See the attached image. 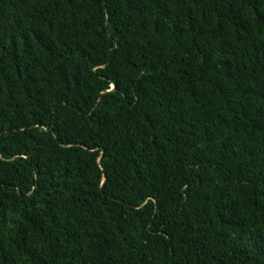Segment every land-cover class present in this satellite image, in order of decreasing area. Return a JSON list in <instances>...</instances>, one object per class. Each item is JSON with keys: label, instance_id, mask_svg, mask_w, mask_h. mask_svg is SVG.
I'll return each mask as SVG.
<instances>
[{"label": "trees", "instance_id": "1", "mask_svg": "<svg viewBox=\"0 0 264 264\" xmlns=\"http://www.w3.org/2000/svg\"><path fill=\"white\" fill-rule=\"evenodd\" d=\"M0 264H264V0H0Z\"/></svg>", "mask_w": 264, "mask_h": 264}, {"label": "water", "instance_id": "2", "mask_svg": "<svg viewBox=\"0 0 264 264\" xmlns=\"http://www.w3.org/2000/svg\"><path fill=\"white\" fill-rule=\"evenodd\" d=\"M113 87V86H112Z\"/></svg>", "mask_w": 264, "mask_h": 264}]
</instances>
